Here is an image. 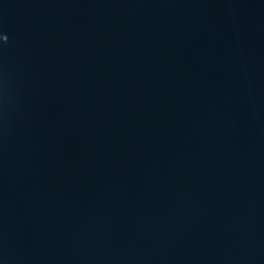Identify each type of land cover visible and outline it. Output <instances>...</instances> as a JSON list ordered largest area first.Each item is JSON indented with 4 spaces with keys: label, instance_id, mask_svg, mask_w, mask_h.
Returning a JSON list of instances; mask_svg holds the SVG:
<instances>
[{
    "label": "water",
    "instance_id": "95a60500",
    "mask_svg": "<svg viewBox=\"0 0 264 264\" xmlns=\"http://www.w3.org/2000/svg\"><path fill=\"white\" fill-rule=\"evenodd\" d=\"M0 264H264V0H0Z\"/></svg>",
    "mask_w": 264,
    "mask_h": 264
}]
</instances>
